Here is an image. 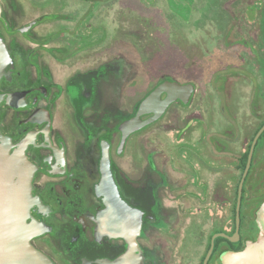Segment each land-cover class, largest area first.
Masks as SVG:
<instances>
[{"label": "flooded vegetation", "instance_id": "1", "mask_svg": "<svg viewBox=\"0 0 264 264\" xmlns=\"http://www.w3.org/2000/svg\"><path fill=\"white\" fill-rule=\"evenodd\" d=\"M117 1H1L0 38L10 60L0 76V131L11 140V152H23L34 169L28 222L44 231L31 243L53 264H126L130 257L136 262L128 264H205L210 251L207 264H222L224 252L241 251L260 235L256 213L264 201V131L243 185L239 236L236 208L253 142L264 128V0L224 3L225 27L241 44L225 48L220 60L206 57L209 92L199 101L207 105L186 119L179 109L197 108L195 78L179 82L162 75L148 89L146 78L136 79L130 59L115 54V36L141 43L147 37L144 22L155 28L153 34L163 29L155 14L150 15L156 20L148 21L140 12L145 20L130 32L120 25L130 24L129 14L108 26L101 13L115 10ZM123 1V12L138 13L139 2L143 12L147 9L144 0ZM255 5L262 8L249 15ZM242 18L252 25L240 23ZM102 48L113 52L99 57ZM232 80L233 94L226 98ZM165 81L194 85L193 95L186 103L173 102L123 143L121 125L136 117L141 103ZM175 108L176 120L166 125L174 127L178 149L148 146L144 134ZM104 146L122 198L143 215L134 249L100 225L106 209L97 192ZM218 234L235 241L214 239Z\"/></svg>", "mask_w": 264, "mask_h": 264}, {"label": "water", "instance_id": "2", "mask_svg": "<svg viewBox=\"0 0 264 264\" xmlns=\"http://www.w3.org/2000/svg\"><path fill=\"white\" fill-rule=\"evenodd\" d=\"M1 1L0 18L2 17ZM9 60L6 45L0 38V76ZM194 89V85H181L172 81L162 83L141 103L138 115L121 125L123 143L131 132L159 119L176 100L181 99L185 103L188 102ZM163 94L167 95L165 99L162 98ZM145 114H153V116L142 121L141 116ZM263 131L264 128L253 142L245 174L240 184L236 208L238 225L236 236H239L241 223L244 181L250 169L255 145ZM11 147V140L0 131V264H53L31 243L35 236L44 231L42 225L28 222L34 203L32 195L34 169L23 152L13 154ZM101 174L102 178L97 186V192L106 201V209L100 215L101 228L107 234L114 233L126 238L134 249L137 247V237L141 233L143 215L141 211L129 205L122 198L113 176L110 150L106 146L103 147ZM256 221L260 228L257 241L247 242L246 247L241 251L224 252L221 256L222 264H264V201L257 210ZM217 237L235 241L226 234H218L214 239ZM211 254L212 251L209 252L205 264L208 263ZM131 258L129 261L126 260V264L136 262L135 258Z\"/></svg>", "mask_w": 264, "mask_h": 264}, {"label": "rangeland", "instance_id": "3", "mask_svg": "<svg viewBox=\"0 0 264 264\" xmlns=\"http://www.w3.org/2000/svg\"><path fill=\"white\" fill-rule=\"evenodd\" d=\"M147 4L146 11L141 4L137 9L138 13H130L127 9L124 10V1L118 0L117 6L113 8H108L109 10L104 11L102 14V19L105 20V24H111L126 21H130V24H120L121 29H126L130 32V26L137 27L139 24V19L144 22V18L140 17V13L148 14L149 21L152 19L155 21L157 16L159 21L162 23L163 29L161 33L153 34L155 30L151 27L149 22L146 25V42H138L135 37L125 38L124 34H119L115 36L112 41L111 47L115 46V54H122L131 61L132 69L135 70L137 78L140 76L147 79V88H151L161 76L172 77L176 81L185 82L194 80L196 83L197 94L195 98V106L197 108H180L179 112L182 113V118H188V113L191 110H203V105L207 103H201L199 100L202 98L209 90L205 87L204 75L209 79V70L207 69V62L209 57H217L218 60L220 54L223 53L225 48L235 47L240 45L238 42L239 36L235 32L228 30L226 24L227 14L222 11L223 5L226 0H144ZM101 4V3H100ZM98 5V4H97ZM257 5V4H256ZM251 6L249 8V15L252 11L261 9V6ZM232 11L233 8H232ZM236 10V15H237ZM155 14V17L150 15ZM134 17L130 19L127 15ZM143 14V15H144ZM122 16H126L125 19ZM152 17V18H151ZM245 18V17H244ZM240 19L239 22L241 23ZM116 20V21H115ZM243 24L248 27V22L252 25L250 18L244 19ZM234 21L238 22V18H234ZM229 21H227L228 23ZM109 26V25H108ZM115 27V26H114ZM109 28V27H108ZM117 28V27H115ZM111 29V28H110ZM114 29V28H113ZM243 29V26H242ZM129 34V33H128ZM126 41V42H125ZM107 47V46H106ZM110 47V46H109ZM108 47V48H109ZM102 48L100 50V56H106L108 52ZM225 51V50H224ZM106 52L105 54H102ZM112 53L113 51H109ZM108 53V54H110ZM207 57V58H206ZM214 62V61H213ZM218 67V66H217ZM234 81H230L225 91V96L228 98L232 95V90L234 88L232 85ZM232 100V99H231ZM194 106V107H195ZM207 108V107H205ZM218 108V107H217ZM230 110H234L233 104L229 106ZM175 110H171L169 115L164 119L163 123L158 124V127L148 130L144 137L146 138L147 145L154 143L159 144V148H163L165 151L176 150L174 147L173 138V125H166V122L176 120ZM182 125V122L180 123ZM160 128V129H159ZM156 144H153L150 149L155 148ZM149 150V149H148ZM169 156V155H168ZM134 158V156H132Z\"/></svg>", "mask_w": 264, "mask_h": 264}]
</instances>
